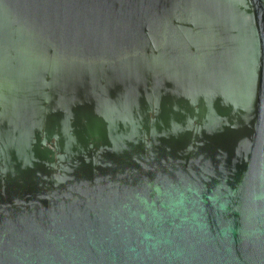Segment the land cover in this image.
I'll use <instances>...</instances> for the list:
<instances>
[{"label":"water","instance_id":"1","mask_svg":"<svg viewBox=\"0 0 264 264\" xmlns=\"http://www.w3.org/2000/svg\"><path fill=\"white\" fill-rule=\"evenodd\" d=\"M0 264H264V0H0Z\"/></svg>","mask_w":264,"mask_h":264}]
</instances>
